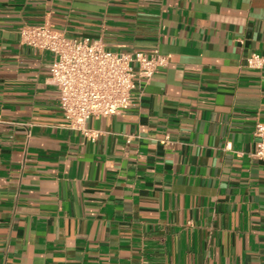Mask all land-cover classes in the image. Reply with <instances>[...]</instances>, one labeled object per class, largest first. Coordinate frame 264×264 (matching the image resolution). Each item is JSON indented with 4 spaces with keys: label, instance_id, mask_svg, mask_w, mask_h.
I'll list each match as a JSON object with an SVG mask.
<instances>
[{
    "label": "crops",
    "instance_id": "crops-1",
    "mask_svg": "<svg viewBox=\"0 0 264 264\" xmlns=\"http://www.w3.org/2000/svg\"><path fill=\"white\" fill-rule=\"evenodd\" d=\"M47 23L168 64L69 128ZM264 0H0V264H264Z\"/></svg>",
    "mask_w": 264,
    "mask_h": 264
},
{
    "label": "built area",
    "instance_id": "built-area-1",
    "mask_svg": "<svg viewBox=\"0 0 264 264\" xmlns=\"http://www.w3.org/2000/svg\"><path fill=\"white\" fill-rule=\"evenodd\" d=\"M20 42L34 51L51 55L49 81L58 91V107L69 128L89 141L97 134L87 125L92 118L125 112L133 102L135 81H147L168 64L157 50L145 53H114L101 41L70 38L49 24L25 25ZM264 65V58L252 54L248 68ZM253 156L264 163V122L255 125Z\"/></svg>",
    "mask_w": 264,
    "mask_h": 264
}]
</instances>
